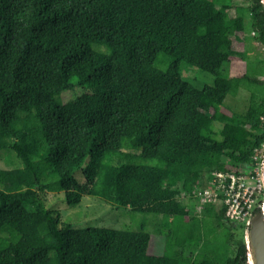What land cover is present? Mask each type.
Instances as JSON below:
<instances>
[{
  "label": "trees",
  "instance_id": "trees-1",
  "mask_svg": "<svg viewBox=\"0 0 264 264\" xmlns=\"http://www.w3.org/2000/svg\"><path fill=\"white\" fill-rule=\"evenodd\" d=\"M247 31L253 59L228 44ZM234 60L249 73L231 77ZM181 63L213 85L183 80ZM242 89L237 120L222 108ZM263 142L262 0H0V151L22 163L0 169V264H247L244 226L184 198L226 162L251 168ZM51 184L69 206L93 196L160 216L163 254L145 230L61 224L40 196Z\"/></svg>",
  "mask_w": 264,
  "mask_h": 264
},
{
  "label": "rangeland",
  "instance_id": "rangeland-1",
  "mask_svg": "<svg viewBox=\"0 0 264 264\" xmlns=\"http://www.w3.org/2000/svg\"><path fill=\"white\" fill-rule=\"evenodd\" d=\"M254 37V34L247 31L242 37L230 36L228 38V44L236 51H246L249 54V58L253 59L258 52V45ZM226 69L231 77L241 76L244 73H249V63L246 64L239 60H234ZM179 71L182 79L189 82L195 88L201 89L204 86L213 85V77L210 74L198 70L186 63L180 64ZM78 94H80V92H78ZM70 97V93L65 92L61 95L60 100L66 102ZM248 99L249 93L242 89L239 91L237 97L228 96L226 98L222 110L229 112L231 115H235L236 119L240 120V115L247 108ZM216 127L220 129L221 125L216 124ZM123 150L133 152L126 146H124ZM21 167V161L13 152L9 150L0 151V169L11 170ZM77 178L81 183L84 181L80 173L77 174ZM40 196L48 210L59 213L61 224L70 225L75 229L106 228L137 232L145 230L152 235L149 254L153 256H161L163 254V242L158 236V231L160 228L169 226V223L164 222L158 215L136 212L129 208L106 203L93 196H84L78 205L69 206L65 202L64 192L58 184L49 185L47 191L45 193H40ZM238 239H242V232H238ZM200 250L201 244L196 243L190 249L194 254H197Z\"/></svg>",
  "mask_w": 264,
  "mask_h": 264
},
{
  "label": "built area",
  "instance_id": "built-area-1",
  "mask_svg": "<svg viewBox=\"0 0 264 264\" xmlns=\"http://www.w3.org/2000/svg\"><path fill=\"white\" fill-rule=\"evenodd\" d=\"M254 153L251 168H247V164L234 166L226 162L204 173L199 187L184 198L185 204L197 215L205 214L209 207L223 208L228 221L245 229L256 205L264 197L261 178L264 142Z\"/></svg>",
  "mask_w": 264,
  "mask_h": 264
},
{
  "label": "water",
  "instance_id": "water-1",
  "mask_svg": "<svg viewBox=\"0 0 264 264\" xmlns=\"http://www.w3.org/2000/svg\"><path fill=\"white\" fill-rule=\"evenodd\" d=\"M262 2L264 4V0ZM261 178L264 185V159ZM242 241L247 251V264H264V197L256 205L247 227L242 231Z\"/></svg>",
  "mask_w": 264,
  "mask_h": 264
},
{
  "label": "crops",
  "instance_id": "crops-1",
  "mask_svg": "<svg viewBox=\"0 0 264 264\" xmlns=\"http://www.w3.org/2000/svg\"><path fill=\"white\" fill-rule=\"evenodd\" d=\"M205 214H207V213H205ZM205 214H203V215H205ZM152 242V241H151ZM163 242V241H162ZM163 246V245H162Z\"/></svg>",
  "mask_w": 264,
  "mask_h": 264
}]
</instances>
